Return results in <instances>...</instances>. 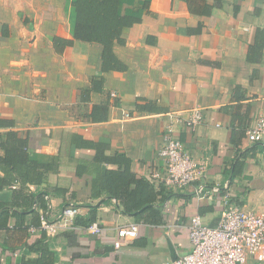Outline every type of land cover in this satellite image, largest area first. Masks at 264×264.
<instances>
[{"label": "crops", "instance_id": "crops-1", "mask_svg": "<svg viewBox=\"0 0 264 264\" xmlns=\"http://www.w3.org/2000/svg\"><path fill=\"white\" fill-rule=\"evenodd\" d=\"M131 1L124 9L147 7L141 22L123 29V42L113 45L126 70L102 72V47L72 38L65 0H0V157L6 135L15 133L31 162L59 160L57 172L40 185L23 186L11 168L0 166V212H33L0 228V264H162L190 251L193 215L209 227L218 224L225 195L229 204L264 213V140H248L264 117V49L258 56L251 47L256 30H264V0H205L209 16L190 12L181 0ZM54 38L72 44L57 43L56 50ZM248 54L257 60L248 61ZM84 91L89 96L83 100ZM96 105H107L106 121L89 120ZM193 109L201 111L202 123L180 128L177 136L190 158L205 165V177L182 191L164 188L156 204L159 222H138L115 200L92 197V176L76 172L91 166L95 150L78 146L77 137L103 143L107 156L127 157L131 171L148 179L163 170L158 151L165 115ZM240 154L242 173L227 175ZM201 185L205 193L198 195ZM68 205L84 218L95 208L102 235L77 226L42 238L33 226L36 215L53 221ZM130 224L139 225L137 238L115 249L117 230Z\"/></svg>", "mask_w": 264, "mask_h": 264}, {"label": "trees", "instance_id": "trees-1", "mask_svg": "<svg viewBox=\"0 0 264 264\" xmlns=\"http://www.w3.org/2000/svg\"><path fill=\"white\" fill-rule=\"evenodd\" d=\"M65 1V10L72 38L81 42L99 44L102 47V72L126 70L125 65L114 55L113 45L114 43L121 44L123 42L121 37L123 29L141 22L147 3H143L140 10H134L124 9L125 4L129 5L132 3L131 0ZM181 1L187 4L189 11L192 13H200L204 16L211 14L212 7L202 4L205 0ZM53 43L57 50V43L61 47H65L72 44V41L54 38ZM251 47L252 51L255 50L256 55L260 56V53L264 49L263 29L256 30L254 44ZM254 60H257V58H251L248 54V61ZM102 82L103 80L101 79V85ZM93 88L95 89L94 83ZM82 95L83 100L87 99L89 91H84ZM136 108L145 112L154 110L149 105H137ZM107 114V105H96L92 108L88 118L91 122H102L107 120ZM16 137L15 133H8L6 135V141L2 144L4 156L0 157V166L11 168L19 176L23 186L30 183L40 185L45 181L47 173L57 172L59 161L57 158L50 159L47 164L31 162L25 150L26 143L17 140ZM77 142L78 146L95 150L91 166L88 164L79 165L76 172L78 176L87 172L92 176V197L99 198L105 196L106 200L104 202L115 200L122 214L133 216L138 222H159L161 220V215L157 209L158 207L156 208V204L165 190L163 185L156 186L146 178H138L131 171V160L127 157L117 154L105 155L104 150L107 147L103 143L82 142L80 137H77ZM244 159L243 154L238 155L232 163L230 170L225 171L226 174L232 173L233 177L239 176L244 167ZM43 194H39L38 202L46 210L43 201L40 199ZM89 208V216L86 218L78 216L75 219L74 225L76 227L82 226L86 228L95 221V214L93 212L95 208ZM32 213H10L8 209L2 208L0 212V228H6L8 220L11 217H15L18 221L20 217L23 219L25 215ZM39 225L40 217L36 215V222L33 226L37 228ZM41 234L42 238H45V234Z\"/></svg>", "mask_w": 264, "mask_h": 264}, {"label": "built area", "instance_id": "built-area-1", "mask_svg": "<svg viewBox=\"0 0 264 264\" xmlns=\"http://www.w3.org/2000/svg\"><path fill=\"white\" fill-rule=\"evenodd\" d=\"M246 30V29H245ZM111 98H117L115 92ZM168 124L163 133V146L158 151L163 170L152 171L148 176L156 186L163 185L166 189L182 191L194 182L203 181L205 165L195 163L178 139L180 128L194 129L202 123L203 116L199 109H193L187 114L169 112L165 115ZM125 117L131 118L129 114ZM248 140L259 142L264 140V117L256 120L253 128L248 131ZM228 184L224 189H228ZM217 191V187L211 189ZM205 193V186L198 187L197 194ZM225 208L218 224L209 227L204 224L199 215L190 218L188 239L190 251L162 264H264V213H256L229 204L225 195ZM81 215L80 209L74 205L64 207L58 216L49 221L45 215L40 216L39 232L47 238L55 237L68 230L76 228L75 219ZM85 231L93 236H101L102 227L97 222L91 223ZM139 225L130 224L117 230L113 247L120 249L126 243L137 238Z\"/></svg>", "mask_w": 264, "mask_h": 264}, {"label": "water", "instance_id": "water-1", "mask_svg": "<svg viewBox=\"0 0 264 264\" xmlns=\"http://www.w3.org/2000/svg\"><path fill=\"white\" fill-rule=\"evenodd\" d=\"M175 259V258H174Z\"/></svg>", "mask_w": 264, "mask_h": 264}]
</instances>
